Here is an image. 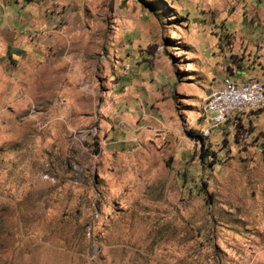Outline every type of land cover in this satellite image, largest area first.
I'll return each instance as SVG.
<instances>
[{"label":"rangeland","instance_id":"rangeland-1","mask_svg":"<svg viewBox=\"0 0 264 264\" xmlns=\"http://www.w3.org/2000/svg\"><path fill=\"white\" fill-rule=\"evenodd\" d=\"M264 0H0V264H264ZM207 131V132H206Z\"/></svg>","mask_w":264,"mask_h":264},{"label":"built area","instance_id":"built-area-1","mask_svg":"<svg viewBox=\"0 0 264 264\" xmlns=\"http://www.w3.org/2000/svg\"><path fill=\"white\" fill-rule=\"evenodd\" d=\"M256 84L260 81H249L247 79L232 78L230 75L220 77L214 84L216 100L214 103H206V107H212V119H207L212 127L218 125L216 113L219 110L230 109L232 104L241 103L245 100H258ZM241 114V113H239Z\"/></svg>","mask_w":264,"mask_h":264},{"label":"bare ground","instance_id":"bare-ground-1","mask_svg":"<svg viewBox=\"0 0 264 264\" xmlns=\"http://www.w3.org/2000/svg\"><path fill=\"white\" fill-rule=\"evenodd\" d=\"M223 76H226V75H223ZM249 81H253V80H249ZM256 94L259 95L260 97L257 101L256 100H245L241 103L232 104L230 109L219 110L216 113V122H218V125L225 122L227 118L230 117L231 115L245 112L251 109H257V108L264 106V84H256ZM215 100H216V92H215V89L212 88V90L206 97L204 104L202 106V114H204L208 119H212V107H206V103H214Z\"/></svg>","mask_w":264,"mask_h":264},{"label":"crops","instance_id":"crops-1","mask_svg":"<svg viewBox=\"0 0 264 264\" xmlns=\"http://www.w3.org/2000/svg\"><path fill=\"white\" fill-rule=\"evenodd\" d=\"M232 78H236V77H234V76H232V75H230ZM249 80H251L252 78H248ZM253 81H255V79H253ZM257 81V80H256Z\"/></svg>","mask_w":264,"mask_h":264}]
</instances>
